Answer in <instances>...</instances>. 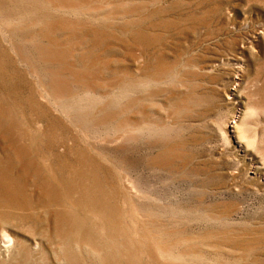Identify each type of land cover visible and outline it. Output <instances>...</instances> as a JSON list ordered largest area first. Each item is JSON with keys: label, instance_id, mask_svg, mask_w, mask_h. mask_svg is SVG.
<instances>
[{"label": "rangeland", "instance_id": "374dc122", "mask_svg": "<svg viewBox=\"0 0 264 264\" xmlns=\"http://www.w3.org/2000/svg\"><path fill=\"white\" fill-rule=\"evenodd\" d=\"M0 264H264V0H0Z\"/></svg>", "mask_w": 264, "mask_h": 264}, {"label": "bare ground", "instance_id": "6f19581e", "mask_svg": "<svg viewBox=\"0 0 264 264\" xmlns=\"http://www.w3.org/2000/svg\"><path fill=\"white\" fill-rule=\"evenodd\" d=\"M0 241L2 242V246L4 248H7L12 244V239L8 235H1Z\"/></svg>", "mask_w": 264, "mask_h": 264}]
</instances>
